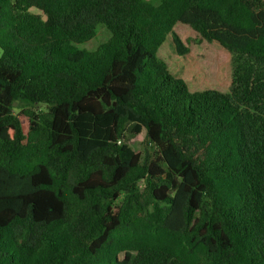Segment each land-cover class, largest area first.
<instances>
[{"label": "trees", "instance_id": "trees-1", "mask_svg": "<svg viewBox=\"0 0 264 264\" xmlns=\"http://www.w3.org/2000/svg\"><path fill=\"white\" fill-rule=\"evenodd\" d=\"M177 24L228 91L169 72ZM0 264H264V0H0Z\"/></svg>", "mask_w": 264, "mask_h": 264}, {"label": "rangeland", "instance_id": "rangeland-1", "mask_svg": "<svg viewBox=\"0 0 264 264\" xmlns=\"http://www.w3.org/2000/svg\"><path fill=\"white\" fill-rule=\"evenodd\" d=\"M174 33L183 46L188 49V53L184 56L177 55L171 37H168L160 47L158 57L165 62L169 72L173 76L181 78L190 92L228 91L232 75L230 54L217 43H208L202 40L186 25L177 24L174 27ZM109 36L108 31L103 26H99L95 37L78 47L86 51H94ZM128 145L135 153L141 155L150 148L146 145L143 134L128 140Z\"/></svg>", "mask_w": 264, "mask_h": 264}]
</instances>
